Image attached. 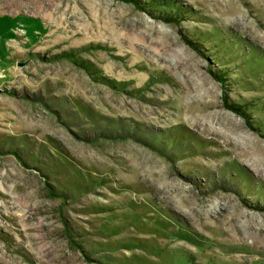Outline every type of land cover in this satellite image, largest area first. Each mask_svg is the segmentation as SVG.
I'll return each mask as SVG.
<instances>
[{"label":"rangeland","instance_id":"374dc122","mask_svg":"<svg viewBox=\"0 0 264 264\" xmlns=\"http://www.w3.org/2000/svg\"><path fill=\"white\" fill-rule=\"evenodd\" d=\"M11 32L0 264H264V0H0Z\"/></svg>","mask_w":264,"mask_h":264},{"label":"crops","instance_id":"0c3cea01","mask_svg":"<svg viewBox=\"0 0 264 264\" xmlns=\"http://www.w3.org/2000/svg\"><path fill=\"white\" fill-rule=\"evenodd\" d=\"M1 37V35H0ZM13 37L11 32V37L4 39V46L0 44V78L7 79L10 77V72L12 70L11 63L13 62V57L9 55L10 43L9 40ZM1 39V38H0ZM10 63V66H5L4 62ZM4 84V83H3Z\"/></svg>","mask_w":264,"mask_h":264},{"label":"water","instance_id":"95a60500","mask_svg":"<svg viewBox=\"0 0 264 264\" xmlns=\"http://www.w3.org/2000/svg\"><path fill=\"white\" fill-rule=\"evenodd\" d=\"M26 63H17V67H19V68H21V67H23L24 65H25Z\"/></svg>","mask_w":264,"mask_h":264}]
</instances>
